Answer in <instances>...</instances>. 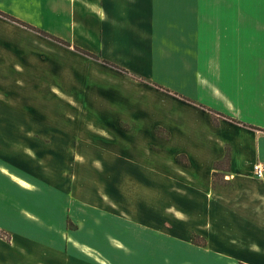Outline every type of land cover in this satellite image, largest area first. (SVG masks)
<instances>
[{
	"label": "crops",
	"instance_id": "obj_1",
	"mask_svg": "<svg viewBox=\"0 0 264 264\" xmlns=\"http://www.w3.org/2000/svg\"><path fill=\"white\" fill-rule=\"evenodd\" d=\"M35 1L0 9L22 18L11 10ZM47 2L67 26L47 29L71 45L0 17V88L16 97L0 91V176L25 194L5 199L0 226L53 264L49 240L68 231L74 202L95 208L98 264L118 252L144 264L138 250L167 258L169 243L181 264H264V179L253 172L264 163V0Z\"/></svg>",
	"mask_w": 264,
	"mask_h": 264
},
{
	"label": "rangeland",
	"instance_id": "obj_2",
	"mask_svg": "<svg viewBox=\"0 0 264 264\" xmlns=\"http://www.w3.org/2000/svg\"><path fill=\"white\" fill-rule=\"evenodd\" d=\"M33 5L34 6L32 8H28V9L24 8V9L11 10L19 14V16H21L22 18L20 17L18 18L10 14L8 11L1 10V9L0 10L24 22L27 21V20L25 21L26 18L35 20L38 22V24L35 25V24L30 23V25L35 26L37 29H41L43 31H46L60 38L58 35H56L55 32H51V30H48V29L57 30V29H64L67 27V26H64L65 9L54 10L52 7H49L47 0H37L33 3ZM0 17H3V16L0 15ZM3 18H6V17H3ZM28 31L31 33H34L35 35L45 40L49 39L51 41L52 40L56 41L50 37L43 36L41 33L37 32L36 30L32 28H30ZM76 47L77 46H75V49ZM124 72L125 71H123V73ZM127 74L135 80L148 82L151 84L154 83V80L149 79L146 76H143L141 74L132 73L129 71L127 72ZM167 90L169 91V89ZM0 91H3L5 95H7L8 98L13 97L14 99H16V97H14V94L11 91H6V89L4 88H0ZM25 91L30 92L27 90H23L21 91V93H25ZM36 91L31 90V92L36 93L35 98L38 96L37 94L38 92ZM41 91L42 90H40V92ZM20 107H22L25 110L31 108L30 105H22ZM18 123L21 125L20 121ZM22 124L25 125V122H22ZM156 129H162V128L157 127ZM157 133L163 137L166 136L165 135L166 132H164V130L157 131ZM163 137L161 138L164 140ZM3 139L5 140V138ZM14 139L15 138L13 137H9L7 139L8 145H10L9 148H11L12 146H13L12 148L14 149L16 148V146L18 147ZM88 148H89V151L87 154L91 156L93 153L92 149L90 148V146ZM88 171L89 170H87V173H89ZM17 177L13 176L12 174V178L15 181L19 182L22 186H25L27 188L31 187V184L29 182L25 181L24 179L20 177L19 178L21 180H19ZM20 192H21L20 190H18L15 186L9 183L6 179L0 176V195H2L0 196V223H2L1 221L7 220L6 219L7 215H12L13 208L10 207L9 203L5 199L7 198L11 199L12 196H15V195H16V198H19L25 195ZM89 196L91 197V199H94L93 198L94 193L89 194ZM91 204L94 205V201H91ZM88 208L90 209L89 212L87 210H84L83 207L77 206V208H75L74 202H73V211H72L73 215L70 216L69 219L67 218L68 231H64L63 227H60V226L57 227V232L54 235L55 236L54 239L49 240V243H48L49 247H51L50 255L52 253H55L54 257L56 259V263H53V264H98L97 257H99V255L97 254V250L94 246L95 245L94 243L95 242V231H94L95 229H94V226H86V223L89 217L90 219H94L95 208L94 207L92 208L88 207ZM21 213L22 215H26L25 212H21ZM14 218L17 222L22 221V219L18 217L17 218L14 217ZM27 219L31 223L34 222V217L30 215L27 216ZM62 219L64 218L62 217ZM57 225L59 224L57 223ZM22 226H29V225H22ZM79 228H83V229L79 230ZM14 236H15V233H12L10 230H7L6 227L0 226V264H47L41 261L40 258H38V257H42L43 255L47 256L48 255L47 252H44V250H40L37 248H26L25 249L16 242V238ZM181 251H182V248L178 250L180 256H181ZM137 252L135 253H137L140 256V258H142L141 260L144 262V264H165V260H166V264H181V262L177 263L178 261L176 260V255H177L176 245L174 243H169V248L167 250V253H168L167 258H165L164 253L161 252L160 250H157L155 255L153 253L154 260L150 259L151 254H148V252H145V251L143 252L142 250H138ZM187 255L189 258L192 257V253L190 250H187ZM134 259L135 258L129 257L127 254L118 252L115 264H138L136 262H139V261L134 260ZM105 264H110V263L105 262ZM141 264L143 263L141 262Z\"/></svg>",
	"mask_w": 264,
	"mask_h": 264
},
{
	"label": "trees",
	"instance_id": "obj_3",
	"mask_svg": "<svg viewBox=\"0 0 264 264\" xmlns=\"http://www.w3.org/2000/svg\"><path fill=\"white\" fill-rule=\"evenodd\" d=\"M0 15H2L3 17L8 18L9 20H12V21H15V22H17V23H19V24H21V25H24V26H26V27L29 28V29L32 28V29L36 30L37 32L41 33L43 36L50 37V38L56 40L57 42L63 43V44H65V45H71L69 42H67V41H65V40H63V39H61V38H58V37H56V36H54V35H52V34L46 32V31H43V30H41V29H37L35 26H32V25H30V24H28V23H26V22H24V21H22V20H20V19H18V18H16V17L10 15V14H7L6 12H2L1 10H0ZM76 50H79V51H81L82 53H84V54H86V55H89V56H91V57H93V58H97V59H99V57H98L97 55H95V54H93V53H91V52H89V51H87V50L81 49V48H79V47H76ZM111 65H112L113 67L119 69V70H123V71L127 72L125 69L121 68L120 66H118V65H116V64H111ZM156 86L159 87V88H163V87L160 86L159 84H156ZM166 90H167V89H166ZM181 97H182V96H181ZM183 98L186 99V100H188V101H192L190 98H187V97H185V96H183ZM210 111H211L212 115L214 116V120L216 121L215 115L218 114V112H216V111H214V110H212V109H210ZM160 130H163V129H157V131H160ZM183 157H185V155H183ZM185 158H186V157H185ZM185 158H182V156H179L177 159H178V161H180V162L188 163V161L185 160ZM226 160H227V161L229 160V155H228V154H227ZM221 164H222V162H216V163H215V168H219V166H221ZM215 175H216V173H215ZM215 182H216V180H215ZM192 241H193L194 243L198 244V245H204V241H203L202 239L200 240L199 237H198L197 235H194V236H193Z\"/></svg>",
	"mask_w": 264,
	"mask_h": 264
},
{
	"label": "built area",
	"instance_id": "obj_4",
	"mask_svg": "<svg viewBox=\"0 0 264 264\" xmlns=\"http://www.w3.org/2000/svg\"><path fill=\"white\" fill-rule=\"evenodd\" d=\"M255 177L264 179V163L256 162L253 167Z\"/></svg>",
	"mask_w": 264,
	"mask_h": 264
},
{
	"label": "bare ground",
	"instance_id": "obj_5",
	"mask_svg": "<svg viewBox=\"0 0 264 264\" xmlns=\"http://www.w3.org/2000/svg\"><path fill=\"white\" fill-rule=\"evenodd\" d=\"M13 176H15V175H13ZM15 177H17V176H15ZM19 180H21L19 177H17Z\"/></svg>",
	"mask_w": 264,
	"mask_h": 264
}]
</instances>
